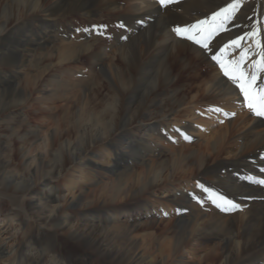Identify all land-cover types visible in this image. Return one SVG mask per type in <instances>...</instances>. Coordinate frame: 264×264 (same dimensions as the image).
Returning <instances> with one entry per match:
<instances>
[{
    "label": "bare ground",
    "instance_id": "6f19581e",
    "mask_svg": "<svg viewBox=\"0 0 264 264\" xmlns=\"http://www.w3.org/2000/svg\"><path fill=\"white\" fill-rule=\"evenodd\" d=\"M136 1L140 4L132 6V13L121 17L134 38L117 50L126 66L109 101L99 108L85 106L64 128L27 134L37 143H26V137L16 149L0 144V193L14 204L0 213L1 264H166L177 255V264H192L186 252L197 255L194 264H264V184L258 182L264 180V117L250 112L239 88L212 59L225 44L243 36L240 48L225 49L224 59L239 60L246 52L242 68L254 71L264 51V0H239L224 29L209 40L210 51L171 35L155 42L158 35H166L160 23L140 32L163 8L170 25L190 26L234 0H172L174 6ZM36 2L24 0L4 10L0 34L11 25L8 31H20L19 20ZM92 2L58 0L57 15L30 17L39 25L37 34H19L13 48H4L15 60L37 49L49 58L54 18L73 11L94 13ZM173 8L181 14L174 15ZM178 51L200 55L212 72L203 79L196 72L176 89L169 70L172 62L182 61ZM73 55L60 53L57 58L65 63L79 52ZM17 75L0 80V118L8 104L24 97ZM257 84L264 88V72L258 73ZM63 86L61 80H43L39 99L47 105L63 93ZM139 88L143 93L138 98ZM161 88L165 91L157 93ZM159 138L170 140L168 157L158 152L148 163L146 156L155 155ZM16 157L21 172L11 170ZM136 166L143 169L137 172ZM219 196L239 208L222 210L217 207ZM119 198L130 200L118 208L114 202ZM168 214L174 215L178 230L167 245L151 247L134 234L141 221L148 228ZM206 243L211 247L196 249Z\"/></svg>",
    "mask_w": 264,
    "mask_h": 264
},
{
    "label": "rangeland",
    "instance_id": "374dc122",
    "mask_svg": "<svg viewBox=\"0 0 264 264\" xmlns=\"http://www.w3.org/2000/svg\"><path fill=\"white\" fill-rule=\"evenodd\" d=\"M65 1L71 2L72 0ZM92 1L93 5L91 4V7L94 13L91 12L86 14L84 11H73L66 16L62 15L54 18L49 28L53 31L54 36L49 46L50 50H47L50 53H48L49 58H46L48 56L45 57L44 52L37 49L23 52L21 58L19 57L15 60L12 52H7L6 49H8L9 46L13 48L16 37L19 34H37L39 25L36 21L31 20L30 17L57 15L55 9L58 0H37L36 5L27 12L28 15L26 17L22 16L23 18L20 17L19 26L22 27L20 31H8L11 25L0 34V52H2L0 56V80H11L13 77L11 78L10 76L17 72L18 75L15 77L16 84L18 85V89L24 92L23 99L8 104L9 107L0 118V144L2 146L10 145L16 149L24 140L26 142V137H28L26 143H31L30 141L37 143V139L27 134L36 131L44 135L46 132L54 130L56 127L59 128L60 126L64 128L66 125L65 122L69 124L74 116L81 110L86 109L85 106L102 107L114 94V89L118 87V80L120 76L123 75L126 66L123 61H121L120 54H118L117 50L134 38L132 35H128L127 32L129 27L122 24L121 17L131 14L132 6L138 5L140 2L136 0H111L116 6V11H119V13H115V10L109 8L108 0ZM150 1L154 2L155 0ZM13 2L12 4L10 0H0V17L4 10H8L10 6L21 5L24 0ZM172 3L168 4V6L175 5ZM172 10H175L174 15L176 16L180 15L182 12L181 9L173 8ZM19 12L21 13V11ZM167 12V9L163 8L149 24L143 27L140 33H143L142 31L147 30L156 22L166 27L164 29L166 35H158L154 39L155 42L163 41L165 39L164 37L167 38V35H171L173 38L179 40L181 36H177L173 29L176 27L184 28L186 25L184 22H177L174 23V25H170L168 21L170 20V16ZM10 13L11 20L16 18L14 17L16 15L14 13L16 12L12 10ZM121 25H123V27H121ZM140 33L138 32L136 36ZM116 37L117 39H115ZM66 44L71 45L67 46ZM75 51L79 52V55L77 58L75 57L76 59L70 58L71 61L60 63V60L57 58V54L60 53L73 57V52L75 53ZM177 56L179 60L182 61L172 62L169 71H171L170 76L175 80L178 86L176 89L178 88V90L182 88V85L187 84V80H193V76L196 72L202 75V79L212 72L211 70L213 68L205 63L200 58V55L198 56L192 51H178ZM173 65L176 68H173ZM184 66H186L187 69ZM103 69L105 73H102ZM115 69H117L116 73L119 75L113 73ZM43 80H61L64 83L63 87L66 88L63 89L62 87V89L65 90H62L63 93H54V97L47 105H45V100L39 99V89L43 84ZM83 87H85V90H83ZM164 91L165 89L161 88L157 93H162ZM138 92L139 95L137 94L135 96L139 98L142 96L143 92L140 88ZM183 94L184 93H180L178 97ZM150 97L153 96L151 95ZM180 119H182L181 114L179 116V121H181ZM45 124H47L46 127L44 126ZM155 145L157 146L156 152H154L155 155L148 154L146 156L148 163L157 159L155 156L158 152L165 154L166 159L168 157L171 148L170 140L159 138V140L157 139L155 142ZM16 159L14 160V165H11V170L14 172H21V161L18 157H16ZM142 169L143 167L136 166L137 172ZM129 200L119 198L114 203L119 208L123 207L126 201L128 202ZM13 206L14 204L0 193V213L8 212L9 208ZM171 208L175 209L173 205H171ZM173 218L174 215H165L162 220L148 228L145 226L146 221H141L139 223V229L135 231L134 234L139 238L147 239L148 246L156 247L165 242V245H167L172 238L174 239L175 231L178 230L175 228ZM25 219H28V217H25ZM2 236L3 235L0 234V238ZM8 243H11V241ZM211 244L212 243H210V245L206 243L205 246H197L196 249L211 247ZM186 249H189L188 246ZM178 256L179 255L172 257L166 264H177L176 258H178ZM184 257L189 263H196V254L191 255L186 252L184 253Z\"/></svg>",
    "mask_w": 264,
    "mask_h": 264
},
{
    "label": "snow or ice",
    "instance_id": "6c2138e0",
    "mask_svg": "<svg viewBox=\"0 0 264 264\" xmlns=\"http://www.w3.org/2000/svg\"><path fill=\"white\" fill-rule=\"evenodd\" d=\"M172 0H158L161 6L170 4ZM239 0H234L226 8L221 9L218 12L213 13L211 18L205 20H199L195 24L185 26L184 28L176 27L173 31L177 36H181L185 39L192 41L205 50L209 49V40L212 36L224 29V23L231 18L232 14L238 7ZM123 27V25H121ZM248 36H254L255 33H248ZM245 37H237L225 44L219 49V54L213 55L212 59L219 64L222 70L223 76L226 77L235 87L239 88L240 93L244 96L246 106L257 117H264V88H261L257 84L258 73L264 72V51L260 55V60L254 65V71L249 74L243 68L242 65L246 58L247 53L241 55L239 60L226 61L224 56L226 55L225 49L229 47L240 48L241 41ZM257 47H261L260 42L257 41ZM220 111V109H216ZM234 115V114H233ZM185 139H190L185 137ZM264 184V180L258 181ZM200 187H203L200 185ZM220 203H217V207H221L224 211H230L239 208V205L234 204L230 200H226L224 197L219 196ZM216 203V200H213Z\"/></svg>",
    "mask_w": 264,
    "mask_h": 264
}]
</instances>
